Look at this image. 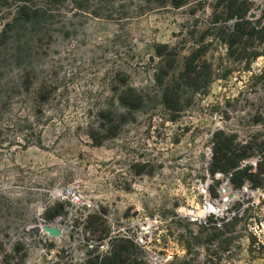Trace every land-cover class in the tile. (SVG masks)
<instances>
[{
    "label": "rangeland",
    "instance_id": "1",
    "mask_svg": "<svg viewBox=\"0 0 264 264\" xmlns=\"http://www.w3.org/2000/svg\"><path fill=\"white\" fill-rule=\"evenodd\" d=\"M247 3L257 21L264 0ZM226 4L0 0V264H100L118 237L134 243V264H264V188L206 173L215 129L264 131V43L250 63L227 56L210 30L237 20ZM56 186L78 190L83 207L52 203ZM235 203L252 207L222 237L220 261L199 227ZM42 220L71 235L44 242Z\"/></svg>",
    "mask_w": 264,
    "mask_h": 264
},
{
    "label": "trees",
    "instance_id": "2",
    "mask_svg": "<svg viewBox=\"0 0 264 264\" xmlns=\"http://www.w3.org/2000/svg\"><path fill=\"white\" fill-rule=\"evenodd\" d=\"M28 1V0H24ZM247 0H227L224 6V17H236V21L232 25L221 23L214 25L210 30L218 35L219 41L225 46L226 54L234 59H246L250 63L257 58L262 49L260 46H255V43L261 45L264 43V11L257 21L247 19ZM25 9V7H23ZM264 10V6H263ZM205 46H199L197 51L192 53L185 62V73L187 78L194 74V60L198 55L204 52ZM197 74V73H196ZM126 98L129 104L140 101L141 96L132 87H127ZM168 89L164 91L162 97L167 100ZM253 124H262V114L258 112L251 113ZM264 127V126H263ZM264 130V128H263ZM210 157L206 165V173L213 180L216 173H220L226 178L228 182L234 187L239 188L243 184H248L250 187L264 188V131L256 130L246 133L241 137L233 130L215 129L209 138ZM254 158L255 163L252 164L250 160ZM239 203H235L232 208L237 210L229 216H222L219 218L218 224L201 225L199 228L203 232H210L206 234L205 244L214 245V239L217 240V248L220 249L221 259L224 260L226 244L222 240L226 234H231L234 228L243 221L248 210L252 207L248 204L245 208H241ZM211 236V237H209ZM111 250L100 259V264H134L130 256V248L134 243L124 237H118L114 241ZM194 245L193 240H188L185 244V249L189 250ZM209 256V254H207ZM98 258L96 255L95 258ZM135 264H145L140 260ZM165 264H186V257L179 258L175 256L171 261Z\"/></svg>",
    "mask_w": 264,
    "mask_h": 264
},
{
    "label": "built area",
    "instance_id": "3",
    "mask_svg": "<svg viewBox=\"0 0 264 264\" xmlns=\"http://www.w3.org/2000/svg\"><path fill=\"white\" fill-rule=\"evenodd\" d=\"M49 198L52 203H58L62 205H67L70 208H81L84 205L82 201L81 194L72 186H56L49 192ZM44 226L57 227L60 234L57 236H51L46 231L43 230ZM39 233L44 242H57L65 237H69L71 233L64 230L60 225L59 220L47 221L42 220L38 226Z\"/></svg>",
    "mask_w": 264,
    "mask_h": 264
},
{
    "label": "water",
    "instance_id": "4",
    "mask_svg": "<svg viewBox=\"0 0 264 264\" xmlns=\"http://www.w3.org/2000/svg\"><path fill=\"white\" fill-rule=\"evenodd\" d=\"M43 230L46 231L51 236H57L60 234V231L57 227L44 226Z\"/></svg>",
    "mask_w": 264,
    "mask_h": 264
}]
</instances>
